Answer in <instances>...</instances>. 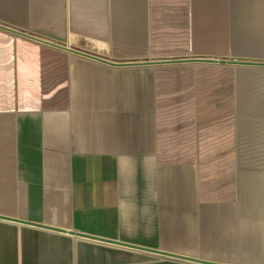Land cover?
<instances>
[{
    "label": "crops",
    "instance_id": "1",
    "mask_svg": "<svg viewBox=\"0 0 264 264\" xmlns=\"http://www.w3.org/2000/svg\"><path fill=\"white\" fill-rule=\"evenodd\" d=\"M14 1L0 24L111 61L198 57L190 0ZM192 64L112 66L0 28V215L264 264V147ZM261 106L248 111L264 125ZM225 110L228 144L213 128ZM0 264L198 263L0 218Z\"/></svg>",
    "mask_w": 264,
    "mask_h": 264
},
{
    "label": "rangeland",
    "instance_id": "2",
    "mask_svg": "<svg viewBox=\"0 0 264 264\" xmlns=\"http://www.w3.org/2000/svg\"><path fill=\"white\" fill-rule=\"evenodd\" d=\"M5 1V8L11 10L15 1ZM190 2L191 35L196 45L193 53H190L191 56L247 61H261L262 58L264 61V40L260 42V39H264V0H190ZM255 3L259 6L258 20L263 21V25L258 24V32L253 30L254 16L251 7ZM194 34H197L198 40ZM256 36L258 46L255 42ZM177 58L181 57L170 59ZM185 69L197 72L198 78L204 76L205 80L214 83L212 92L214 105H232L237 102L240 108L247 110L240 111L242 123L240 138L243 139L244 131L247 142L254 140L264 147V125L255 122L252 118L253 112L248 111L257 103L264 109L263 66L199 63ZM261 114L264 112H258V116ZM233 115V110L220 111L217 113V119L220 117L221 120L213 122L215 137H219L218 135L225 137L226 144L229 141L227 137L230 135V139L231 132L233 133Z\"/></svg>",
    "mask_w": 264,
    "mask_h": 264
},
{
    "label": "water",
    "instance_id": "3",
    "mask_svg": "<svg viewBox=\"0 0 264 264\" xmlns=\"http://www.w3.org/2000/svg\"><path fill=\"white\" fill-rule=\"evenodd\" d=\"M0 28L4 29V30H7V31H10V32H12L14 34L21 35V36L36 40L38 42L47 44L49 46L65 50V51H68V52L76 54V55L88 57L90 59H94L96 61H100L102 63L109 64V65H112V66H128V65H135V64H145V63H147V64H165V63H188V62L210 63V64L214 63V64H230V65L264 66V62H260V61H247V60H237V59H217V58H210V57H187V58H177V59H160V60H148V61L116 62V61H111V60L102 58V57L97 56V55H93L91 53H87V52H84V51L69 47L67 45L53 43L51 41H47V40L41 39L39 37H35L33 35H30V34L25 33V32L18 31L16 29H13V28L8 27V26L3 25V24H0ZM0 218L1 219H5V220L18 222V223H22V224H28V225H33V226L42 227V228H48V229L55 230V231L68 232L70 234L81 236V237H84V238L93 239V240L106 242V243H111V244H115V245H119V246L139 249V250H143V251H146V252H149V253H152V254H157V255L163 256L165 258L179 260V261H184V262H191V263H198V264H234V263H222V262H217V261H210V260H205V259H201V258H197V257H190V256L181 255V254H177V253H173V252H169V251H164V250H160V249H151V248L141 247V246H138V245H133V244H129V243L121 242V241L105 239V238H101V237H97V236H93V235H88V234H85V233L69 231V230H66V229L59 228V227H53L51 225L35 223V222H32V221H26V220H23V219H19V218H15V217H9V216H5V215H0Z\"/></svg>",
    "mask_w": 264,
    "mask_h": 264
}]
</instances>
